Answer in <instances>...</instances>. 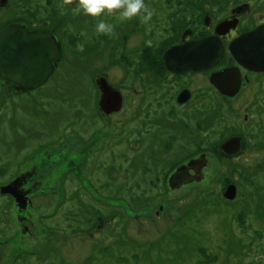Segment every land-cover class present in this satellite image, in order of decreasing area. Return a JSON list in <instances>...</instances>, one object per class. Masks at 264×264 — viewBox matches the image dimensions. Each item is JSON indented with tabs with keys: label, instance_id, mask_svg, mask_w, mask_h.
<instances>
[{
	"label": "rangeland",
	"instance_id": "obj_1",
	"mask_svg": "<svg viewBox=\"0 0 264 264\" xmlns=\"http://www.w3.org/2000/svg\"><path fill=\"white\" fill-rule=\"evenodd\" d=\"M145 2L155 12L147 34L138 19L105 17L116 25L112 37L97 34V21L74 15V5L63 0H12L7 10L0 7L1 27L8 18L23 17L32 4L31 13L46 17L63 48L58 69L40 89H6L0 96V264H264V76H253L235 97L222 99L212 87L211 97L200 103L160 105L146 111L144 121L126 117L144 116V109L132 111L140 100L135 92L136 100H127L122 112L110 120L100 117L95 78L108 76L124 97L133 86L158 91L154 62L185 28L177 20V4L201 13L198 0ZM173 26L180 31L173 33ZM138 53L153 61L142 75L132 69ZM203 108L211 111L208 121L195 123L199 151L163 174L193 146L192 112ZM102 123L106 135L100 131L97 140L107 137L113 158L99 156L95 179L84 180L88 192L80 194L75 181H64L77 169L78 132L91 137ZM237 132L247 138L242 155L219 157V144ZM203 157L201 181L164 183L171 171ZM33 165L41 171L32 182L31 203L20 209L1 187ZM230 183L238 187L234 199L223 195Z\"/></svg>",
	"mask_w": 264,
	"mask_h": 264
},
{
	"label": "flooded vegetation",
	"instance_id": "obj_2",
	"mask_svg": "<svg viewBox=\"0 0 264 264\" xmlns=\"http://www.w3.org/2000/svg\"><path fill=\"white\" fill-rule=\"evenodd\" d=\"M11 1L12 0L10 1L8 0L7 3L5 4L0 3L1 10H7L8 3L10 6ZM202 2L203 3L200 4L201 6L200 9H203L202 15H198L197 13H194L193 15L192 14L193 9L189 5L186 6V9L181 8L184 10H179L178 12H176V15L178 16L177 20L182 24V26L185 25L184 26L185 28L182 30V32H180V40L172 43V45L180 44L189 40L202 39L208 36H217L220 39V41L223 43L225 50L224 51L225 54L221 59V61L219 62V64L216 65L215 67L208 69H201L198 71L190 69L182 72H173L167 68L164 60V53L170 46H172L170 45L164 51L162 55V59L160 61L156 60V62H154V65L158 67L160 71V73H158V80L154 81L155 84L159 87V90L158 91H153L151 89L149 91L143 89L135 90L137 89V87L133 86L134 90L132 91L128 90L127 97H124L123 92L120 89L114 87L110 83L108 76L99 75L97 76V78H95V84L97 86L99 93L97 99V105L102 120H107V119L110 120V117L114 116L116 113L122 112L124 110V104L127 100H128L127 103L129 104H130V100L132 99L136 100L135 92H137V97H139L140 100L138 102V105H136L137 103L135 104L132 111H135L136 113H140V111L144 109V116L131 117L129 114L126 117L131 120L136 118H141L144 121L146 117V111H151L158 106L159 109H161L160 105L161 106L168 105L171 108H174L175 105L177 106L180 105L181 107H187L193 103L194 104L200 103L206 98L211 97L212 87H214L215 93H217L222 99H225L227 97L228 98L235 97L242 92L243 88L246 87L247 82L251 81V78L253 76H264V70H260V71L250 70L244 67L243 65L239 64V62L235 59L234 55L231 53V44L237 37H239L245 32H249L259 26L264 25V0H202ZM178 5L179 3L177 4V7ZM32 11H33L32 4L27 5V11L23 15V17L17 18L16 20L8 18V20L4 23V25L0 27V29L12 23H21L22 25H25L29 30H46L52 32L55 35L58 44H60L61 46V53L59 58L54 61L55 69L53 73L50 75V77L42 84L44 85L52 78L55 71L58 69V65H59L58 63L62 57L63 48L58 33L50 29V26L46 24L47 22L46 17H44L43 20L37 19L35 12L32 14L31 13ZM33 17L36 19H34ZM139 25L142 26V30L147 34V31L145 30L147 25H143L140 22ZM136 56H138V58H134L135 61L133 62L132 69L137 68L138 71L136 75H142L143 71L146 70L147 65H149L153 61L144 58V56H141L139 53ZM235 66H238L241 72V87L236 95L228 96L223 94L217 89V87L211 81V76L214 72L221 71L223 69H230ZM102 76H105L109 81L110 85L114 87L116 90H119L121 92V95L123 96V102H122L123 105L119 111L106 113L99 106L101 91L97 83V79H99ZM199 77L202 78L199 79ZM145 78L146 77L143 76L141 78L142 79L141 83L143 86H145L147 83ZM189 79H194V82L195 80H198V85L196 87L193 86L194 82H191ZM199 81H203V84H201ZM42 85H40L36 89H40ZM6 89L8 90L7 93L9 94L15 92L32 93L34 92V90H36V89H32L29 91H22L18 88L17 83L7 79L0 73V96L2 95V92L5 91ZM183 92L185 94L188 93V99L186 101L180 102L179 95ZM153 100H156V102L154 101L156 106L154 105ZM210 111L211 108L210 109L203 108V109H197L195 112H192L193 114L195 113V118H194L195 121L193 124L195 133H191L193 139V146L190 147L186 152V154H184L182 157H179L178 159L170 162V165L165 169L163 174L167 171V169L169 170L170 166L172 168L173 164L177 160L182 161L181 158L187 157L186 159H188L189 157H191L190 155L194 151V144L197 133V129L195 128V123L201 120L208 121L210 116ZM187 114L190 115L191 112H188ZM126 120L127 119H125V121ZM245 121H248V116L245 117ZM187 127L190 130L191 127L188 125V123H187ZM100 128H104L103 123L102 126L96 128L97 133L94 132L91 137L88 135H83V133L81 132H78V136L80 140L79 142H77V151H75L77 157L76 160L77 169L75 171V174L71 176L69 180L65 179L64 181H70L72 183L75 181L74 183L77 186V191L80 194L88 192V188H85L83 184L84 180H88L90 184L94 181L95 173L97 170L95 166V162L96 160L99 159V156L101 157L102 154L107 153V156L113 158V152L107 148V145L109 143L106 139L107 137L102 138L101 140H97L98 137H103L106 135L104 134L105 132L103 131V129ZM100 131L103 132V136L99 134ZM110 134L111 136H113V133ZM234 135L242 136V140L244 142H246L247 140V138L245 137L246 134H242V133L238 134V132L237 134H231L227 136L223 140ZM249 137H252V134L249 135ZM183 147L188 148L189 144L186 143V145H184ZM242 153L238 154L235 157L241 156ZM186 159H184L183 161H187ZM192 159L193 158H191L190 161ZM182 163L180 165H182ZM205 168L206 166H203L201 168V171H203ZM196 170L199 171V166L196 164H188L185 167L181 166L176 170L171 171L170 172L171 174L168 175L167 180L165 177L164 183L166 184L167 182L168 184H170V186H176V185L182 186L186 183H195L197 182L196 180H194ZM40 171H41V167L39 165L38 166L33 165L32 167H29L26 171H23L22 173H20V175L17 176V177L22 176V179H20V182L22 183L19 186L20 191L28 192L27 195L29 196L30 200H32L30 195L33 192V187H35V183L32 182L34 178L39 175ZM17 177H15L13 180H15ZM63 187L65 186L63 185ZM80 200L82 201V204L85 203L84 199L81 198Z\"/></svg>",
	"mask_w": 264,
	"mask_h": 264
},
{
	"label": "water",
	"instance_id": "obj_3",
	"mask_svg": "<svg viewBox=\"0 0 264 264\" xmlns=\"http://www.w3.org/2000/svg\"><path fill=\"white\" fill-rule=\"evenodd\" d=\"M8 0H0L1 4ZM223 43L217 36L189 40L170 46L164 53L167 68L173 72L185 70H201L215 67L224 56ZM61 53L55 35L46 30H29L21 23H12L0 29V73L7 79L18 84L22 91L36 89L42 85L55 69L54 61ZM231 53L239 64L250 70H264V25L245 32L231 44ZM212 83L225 95H236L241 87V72L238 66L214 72ZM101 96L100 108L106 113L119 111L123 105V96L119 90L112 87L105 76L97 79ZM188 99V93L179 95V101ZM242 136L234 135L225 139L220 145V151L225 155H236L243 147ZM207 163L206 158H200L193 164L199 166L194 180L201 181V168ZM21 177L1 187L2 194H11L20 209L27 208L31 202L28 192H21L19 186ZM224 197L234 199L237 196V186L230 183L223 192Z\"/></svg>",
	"mask_w": 264,
	"mask_h": 264
},
{
	"label": "clouds",
	"instance_id": "obj_4",
	"mask_svg": "<svg viewBox=\"0 0 264 264\" xmlns=\"http://www.w3.org/2000/svg\"><path fill=\"white\" fill-rule=\"evenodd\" d=\"M63 4L74 5V15L83 13L96 20L97 34L109 37L115 35L116 25L105 17L119 22L138 19L141 24L148 25L155 15L145 0H63Z\"/></svg>",
	"mask_w": 264,
	"mask_h": 264
},
{
	"label": "trees",
	"instance_id": "obj_5",
	"mask_svg": "<svg viewBox=\"0 0 264 264\" xmlns=\"http://www.w3.org/2000/svg\"><path fill=\"white\" fill-rule=\"evenodd\" d=\"M199 1V3L200 4H202V2L200 1V0H198ZM186 4H185V2H180L179 3V6H178V9L177 10H184V9H186ZM181 8H184V9H181ZM202 12H203V9H201V13H200V15H202ZM170 18L171 19H173L174 18V15H172V16H170ZM172 28V30H173V33H175V32H179L178 30H177V28L175 27V26H173V27H171ZM177 30V31H176ZM180 34V33H179ZM146 50H147V47L146 48H143V50H141L140 51V53H145L146 52ZM162 59V57L160 58V60ZM214 118L217 120V111H215L214 112ZM250 140V139H249ZM249 146V144H248V142H247V147ZM195 148H198V150H197V152L199 151V145L197 144V142H196V139H195V144H194V149ZM204 150H206L205 148H203V151ZM217 153H218V155H219V157H221V158H226V157H224L223 155H221L220 153H219V150L217 149V151H216ZM195 154V150L193 151V153L190 155V156H193ZM187 158V157H186ZM186 158H181L182 159V161L184 160V159H186ZM182 161H180L179 163H178V165H180L181 163H182ZM241 177V176H240ZM71 196H72V198L71 199H74V195L73 194H71ZM80 196V195H79ZM80 199H81V197H80ZM81 201V200H80ZM229 203H231L230 201H228ZM81 204H82V201H81ZM241 211V210H240ZM240 211H237L236 213H239ZM230 219V218H229ZM98 249H100V248H98ZM200 253H201V248H199V250H198ZM94 254V253H93ZM32 255H34V254H32ZM133 258L135 259V260H139V258H140V255L139 254H137V253H135V254H133ZM200 259L202 260V257H200ZM86 264V263H85ZM200 264H202V262H200Z\"/></svg>",
	"mask_w": 264,
	"mask_h": 264
},
{
	"label": "bare ground",
	"instance_id": "obj_6",
	"mask_svg": "<svg viewBox=\"0 0 264 264\" xmlns=\"http://www.w3.org/2000/svg\"><path fill=\"white\" fill-rule=\"evenodd\" d=\"M225 54V53H224ZM231 55V54H230Z\"/></svg>",
	"mask_w": 264,
	"mask_h": 264
}]
</instances>
